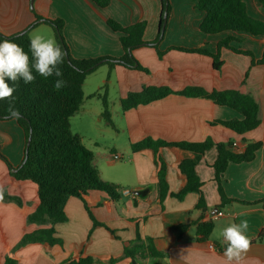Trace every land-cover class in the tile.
Wrapping results in <instances>:
<instances>
[{
	"label": "crops",
	"instance_id": "1",
	"mask_svg": "<svg viewBox=\"0 0 264 264\" xmlns=\"http://www.w3.org/2000/svg\"><path fill=\"white\" fill-rule=\"evenodd\" d=\"M171 12L160 50L143 47L133 51L138 62L149 73L117 67L110 70L102 66L101 84L95 91L86 92L89 76L84 83V101L80 108L89 119V127L74 134L95 155L94 165L104 181L119 185L122 198L112 201L108 194L90 192L85 201L93 217L107 227H94L85 209V203L71 198L65 207L68 221L56 225V236L64 246L30 244L19 248L26 234L49 228L29 223L28 217L39 204L38 187L30 181H17L4 160L0 158V185L9 196L17 197L22 204L0 200V263L13 258L19 264H73L71 261L92 259V264H225V242L222 230L246 219V235L251 240L250 250L241 264H264V146L251 163L231 164L224 177L228 198L238 200L219 209L221 198L215 181L214 164L217 151L210 150L199 161L197 173L204 186L199 193H190L179 201L168 196L159 202V180L152 150L134 153L132 143L147 138L168 143H232V150L244 152L251 143H264V65H252L264 56V38L245 32H223L207 35L202 32L205 12L198 10L199 0H169ZM248 14L264 22V8L258 0H243ZM161 0H111L106 8H99L92 0H0V32L5 36L21 33L42 35L58 39L53 28L42 21L32 27L37 17L63 20V34L73 58H98L124 55L121 35L109 27L113 19L123 27L147 22L144 40H156L161 24ZM236 41L230 47L219 49L227 38ZM207 49L212 54L220 51L222 67L215 69L214 60L199 53L174 50ZM250 51L252 56L237 53ZM105 69V70H104ZM107 84L110 112L114 127H104L103 104L93 95ZM168 87L175 92L197 87L214 91L236 90L254 97L260 107L261 125L251 132L239 135L217 121L240 119L236 111L220 106L204 97L170 95L148 105L122 111V100L131 92H141L144 87ZM100 102V105L93 101ZM118 113L116 116L114 113ZM106 123V122H105ZM72 126V125H71ZM73 128V127H72ZM111 129L114 135L111 134ZM73 130V129H72ZM93 130V133H92ZM95 131L100 133L94 135ZM26 133L16 120L0 121V151L8 162L19 168L26 158ZM110 136V142L105 141ZM120 141L123 144H120ZM90 144L88 146V144ZM236 145V146H235ZM160 156L167 164L170 193H178L183 180L178 172L179 163L188 154L164 148ZM127 191L137 195H125ZM201 196L207 204L204 222L213 221L215 229L208 241L197 240V225L202 211L197 205ZM224 212V217L216 214ZM189 225L176 231L174 226ZM112 232V233H111ZM140 239V240H139ZM151 239L161 257H150L147 241ZM141 250L134 258L126 256V248L137 245Z\"/></svg>",
	"mask_w": 264,
	"mask_h": 264
},
{
	"label": "trees",
	"instance_id": "2",
	"mask_svg": "<svg viewBox=\"0 0 264 264\" xmlns=\"http://www.w3.org/2000/svg\"><path fill=\"white\" fill-rule=\"evenodd\" d=\"M99 8H106L111 0H92ZM163 3L161 11V24L155 41L147 42L144 40V34L147 28V22L136 23L129 27H123L117 21L110 19L109 27L121 35L120 41L123 46L124 55L116 59L111 56L98 58L75 59L72 57L68 44L63 34V20H48L37 17L32 27L37 26L41 21L48 24L54 29L58 45L67 53L64 64L60 67L63 70L61 77L66 85L59 91L54 89V83L57 77L52 76L47 79L41 77L33 70L36 76L34 82L26 84L21 79L15 85L11 81H6L10 86L15 87L13 99L16 108L21 113V119L16 120L20 127L26 133L27 148L26 158L18 168L13 167L8 160L1 154L0 158L5 161L11 172V175L19 182L30 181L37 185L39 204L35 211L28 217L29 223L38 224V226H48L49 228L37 229L33 233L26 234L22 239L19 248L30 244L64 246V243L56 236V225L64 224L68 221L65 207L71 198L81 199L85 203V209L90 214L94 227L104 226L98 222L90 210L87 208L85 197L90 192H103L108 194L112 201H120L122 195L120 187L104 181L100 171L94 165L95 155L86 147L82 137L74 134L71 126V119L80 110L84 101V83L86 78L102 66H109L110 70L117 67L136 69L149 73L133 55V51L143 47H153L157 49L159 56L162 58L164 53L159 46L164 39L167 22L171 12L169 0H161ZM264 8V0H258ZM198 10L205 12V18L202 22V32L207 35H216L223 32H245L253 37L264 38V22L255 20L247 10L248 7L243 0H199ZM167 15V19H165ZM9 40L20 45L25 52L29 51V34L24 32L14 36H5L0 32V42ZM236 41L234 38H227L220 42L219 49L230 47V43ZM174 50L184 51L186 53H199L206 55L214 60V67L220 70L222 62L220 61V51L218 54H212L207 49L188 50L180 47H174ZM237 53L252 56L250 51L236 50ZM264 65V56L258 61L253 60L252 65ZM108 87L105 84L100 92L92 96L102 101L104 112L103 119L108 126L114 127L112 114L107 99ZM179 94L184 97H204L213 101L220 106L236 111L241 115L240 119L231 121H217L216 124L225 126V128L243 135L251 132L261 125L260 107L256 99L249 94H244L236 90L214 91L212 93L204 91L202 88L191 87L184 91L175 92L168 87L147 86L141 92L129 93L121 102L122 111L127 112L133 108L148 105L154 101L162 100L170 95ZM8 100H0V121L13 120L5 119L7 115ZM30 143L28 144V141ZM232 143H215L208 139L202 143H168L156 141L153 138H147L143 141L131 145L134 153L145 150H152L155 154L154 161L159 180V202L164 204L168 196L174 197L179 201L190 193H199L204 186L201 181L196 167L199 161L210 150L217 151V159L214 164L215 181L218 184L221 204L219 209L224 208L238 200L230 199L225 194L224 177L227 169L231 164L251 163L255 160L257 152L264 146L263 142L251 143L246 147L244 152L237 153L232 150ZM164 148H171L189 155L181 160L178 172L183 180L182 188L178 193H170V185L167 178L166 163L160 156V151ZM13 169H18L13 171ZM3 199L16 201L22 204L17 197L9 196L3 193ZM239 202V201H238ZM198 210L202 211L200 220L197 225V240L199 242L208 241L212 236L215 223L213 221L204 222L205 213L208 209L204 198L201 196L197 205ZM189 225L174 226L176 231L188 228ZM112 233V232H111ZM264 236V235H263ZM140 240V239H139ZM139 240L131 248H126V256L134 258L142 248ZM148 250L150 257H161L162 253L158 252L153 246V241L149 239ZM226 247V246H225ZM92 259L71 261L73 264H92ZM0 264H19L13 258H7L4 263Z\"/></svg>",
	"mask_w": 264,
	"mask_h": 264
},
{
	"label": "clouds",
	"instance_id": "3",
	"mask_svg": "<svg viewBox=\"0 0 264 264\" xmlns=\"http://www.w3.org/2000/svg\"><path fill=\"white\" fill-rule=\"evenodd\" d=\"M28 52L15 42L4 40L0 42V100H8L5 119L20 120L21 113L15 106L13 94L19 80L29 84L35 81L33 70L45 79L55 76L54 89L59 91L65 87L63 70L67 53L57 44L54 38H45L42 35H29ZM4 189L0 185V200L3 199ZM249 222L244 219L239 224L233 223L222 230V237L226 244L223 256L225 264H241L251 247V240L246 235Z\"/></svg>",
	"mask_w": 264,
	"mask_h": 264
},
{
	"label": "rangeland",
	"instance_id": "4",
	"mask_svg": "<svg viewBox=\"0 0 264 264\" xmlns=\"http://www.w3.org/2000/svg\"><path fill=\"white\" fill-rule=\"evenodd\" d=\"M105 70V69H104ZM100 72H102V71H99V72H96V73H94L92 76H89V78H88V82H87V86H86V92L87 93H89L90 91H95V89H94V87L96 86V85H100L101 84V79H102V77H101V73ZM92 91V92H93ZM93 103L94 104H98V105H100V102H98V101H96V100H94L93 101ZM115 114V116H116V120H117V117H118V113H114ZM102 124H103V126L105 127L106 126V123H105V120L103 119V121H102ZM71 125H72V131L73 132H77L78 130H81L82 128H84V127H89V128H91V126L89 125V119L87 118V115H85L84 113H83V110H79L78 112H77V114L76 115H74V117L71 119ZM110 130V132H111V134L112 135H114V133L115 132H113L111 129H109ZM92 133H93V130H92ZM100 133H97V131H95V134L94 135H99ZM105 141H109L110 142V136H106V139H104ZM88 144V143H87ZM120 144H123V142L122 141H120ZM90 144H88V146H89ZM90 147V146H89Z\"/></svg>",
	"mask_w": 264,
	"mask_h": 264
},
{
	"label": "water",
	"instance_id": "5",
	"mask_svg": "<svg viewBox=\"0 0 264 264\" xmlns=\"http://www.w3.org/2000/svg\"><path fill=\"white\" fill-rule=\"evenodd\" d=\"M165 19H167V15H165ZM30 143V140L28 141V144ZM18 169H13V171H17ZM125 195L131 194V195H137V192H131V191H127L124 193Z\"/></svg>",
	"mask_w": 264,
	"mask_h": 264
},
{
	"label": "built area",
	"instance_id": "6",
	"mask_svg": "<svg viewBox=\"0 0 264 264\" xmlns=\"http://www.w3.org/2000/svg\"><path fill=\"white\" fill-rule=\"evenodd\" d=\"M236 146V145H235ZM233 147V146H232ZM224 212H221V211H219L217 214H216V217H224ZM129 264H132L131 262L129 263Z\"/></svg>",
	"mask_w": 264,
	"mask_h": 264
}]
</instances>
